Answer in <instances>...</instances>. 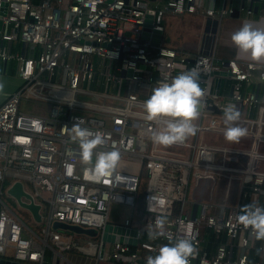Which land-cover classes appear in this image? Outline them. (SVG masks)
<instances>
[{
  "label": "built area",
  "instance_id": "built-area-1",
  "mask_svg": "<svg viewBox=\"0 0 264 264\" xmlns=\"http://www.w3.org/2000/svg\"><path fill=\"white\" fill-rule=\"evenodd\" d=\"M2 2L7 13L1 17L0 62L14 61L21 83L0 103L1 258L51 264V250L56 264H76L67 257L75 250L93 255V264H147L169 238H190L198 253L190 264H264V240L238 220L245 205H264V98L256 89L264 86V61L191 56L152 43L167 14L202 11L221 19L235 9L205 8L202 0H164L153 7L147 0H0V8ZM150 9L152 30L144 39ZM11 42L30 52L12 50ZM197 62L204 90L194 122L199 131L182 144H154L152 133L162 123L145 118L144 101ZM220 71L228 74L217 90ZM24 100L47 103L48 113L22 109ZM230 103L241 114L236 124L247 129L238 143L224 137L223 109ZM74 124L105 135L97 151H119L109 176L88 178L80 146L71 139ZM218 180L225 184L221 204L211 202ZM236 180L241 197L231 206ZM16 181L41 205V234L1 198ZM115 204L130 210L123 222L111 220ZM161 219L164 234L149 239ZM56 220L93 228L91 237L100 239L85 247L75 242V233L54 230Z\"/></svg>",
  "mask_w": 264,
  "mask_h": 264
},
{
  "label": "clouds",
  "instance_id": "clouds-1",
  "mask_svg": "<svg viewBox=\"0 0 264 264\" xmlns=\"http://www.w3.org/2000/svg\"><path fill=\"white\" fill-rule=\"evenodd\" d=\"M231 40L238 53L245 54L252 61L264 60V29L245 23L232 34ZM198 64L199 62L193 68L178 74L170 83L164 82L155 87L144 101L145 118L162 123L152 133L151 140L154 144L165 147L182 144L199 131L194 122L201 114L204 90L200 87L201 71ZM223 112L226 126L224 137L229 142L238 143L247 135V129L236 124L241 114L231 103L224 107ZM72 133L71 139L80 146V157L89 179L100 181L117 168L120 162L118 150L97 151L106 144L103 133H92L79 124L72 126ZM238 220L246 228H251L257 240H264V206L256 203L245 205ZM163 226L164 220H158L157 230L148 231L149 239L155 240L162 236ZM169 240L170 243L163 245L157 255L147 258V264H190V260L198 254L190 238H179L174 242L172 238Z\"/></svg>",
  "mask_w": 264,
  "mask_h": 264
},
{
  "label": "crops",
  "instance_id": "crops-1",
  "mask_svg": "<svg viewBox=\"0 0 264 264\" xmlns=\"http://www.w3.org/2000/svg\"><path fill=\"white\" fill-rule=\"evenodd\" d=\"M153 7L155 3H162L164 0H147ZM203 7H214L218 10L223 7H232L235 9L234 13L218 19L215 16L206 14L205 12L185 13L182 15L167 14L165 16L163 26L162 44L168 47L175 48L179 52L187 53L191 56L196 54H216L220 58H227L226 54H231V58H239L241 60H251L243 53H238L237 47L231 40L232 34L237 31L243 24L249 23L255 28L264 29V1L261 0H202ZM252 9L253 14L248 15L246 11H242L241 7ZM153 9H150V13ZM152 14V13H151ZM153 16V15H152ZM169 34V40L166 39L165 33ZM166 39V40H165ZM168 40V41H167ZM169 44V45H168ZM10 48L12 50L28 54L30 47L23 45L20 42H11ZM264 61V60H262ZM17 64L13 61L8 63L0 62V103L3 102L7 96L16 90L18 86L14 84L11 79H6L12 75H16ZM259 96L264 98V86L260 85L257 88ZM230 94V89L228 90ZM264 132V126L262 128ZM260 151L264 152V144H260ZM264 164V162H263ZM242 184L239 180L233 183L230 192L229 204L236 205L238 198L241 197ZM225 198V184L221 200L216 202L215 192L211 202L221 204ZM264 204V203H263ZM264 206V205H263ZM195 206H191V213L195 212ZM216 210L217 207H214ZM129 214L126 215V217ZM12 251V250H11ZM11 253V252H10ZM12 256V255H11ZM8 256V258H11ZM51 264L58 263L57 256H52L51 250L48 252ZM67 257L76 264H92L94 259L86 254L77 251H71ZM1 259V256H0ZM63 264V260L59 261Z\"/></svg>",
  "mask_w": 264,
  "mask_h": 264
},
{
  "label": "water",
  "instance_id": "water-1",
  "mask_svg": "<svg viewBox=\"0 0 264 264\" xmlns=\"http://www.w3.org/2000/svg\"><path fill=\"white\" fill-rule=\"evenodd\" d=\"M7 13V3L2 2L1 8H0V29L2 27V16H4ZM152 14L148 13L144 29H143V34L142 37L144 39L148 38L150 31L152 30ZM163 31H164V26L159 25L157 26L155 30V34L152 37V43L155 46H160L162 42V36H163ZM220 76H218L215 80V86L216 89L219 90L220 84L222 82V75L228 74L226 71H220L217 72ZM6 193L11 196L12 198L15 199V201L18 203V205L24 209H26L32 216V218L36 222H42V214H41V205L37 202H35L34 197L28 193L24 187L23 184L20 181L14 182L7 190ZM52 228L54 230H60V231H70L76 234H87L90 236H95L96 231L93 228H84L82 226L76 225V224H69L63 221H54L52 223ZM107 228H110V225L107 226ZM118 232L123 233L125 229L123 227H117ZM106 239H111L115 241H125L131 244L136 243V239H128L123 236H116L114 238L107 236ZM0 264H18V262L11 261L5 258L0 259Z\"/></svg>",
  "mask_w": 264,
  "mask_h": 264
},
{
  "label": "rangeland",
  "instance_id": "rangeland-1",
  "mask_svg": "<svg viewBox=\"0 0 264 264\" xmlns=\"http://www.w3.org/2000/svg\"><path fill=\"white\" fill-rule=\"evenodd\" d=\"M165 37H166V39L169 37V34L167 32L165 33ZM168 40H169V38H168ZM6 79H11L14 82V84H16V86H18L21 83V79L17 76H14V75H12L11 77L9 76V78H6ZM21 108L24 110H27L29 112H33V113H37V114H40V113L45 114V113H48L49 106L47 105V103H44V102H36L34 100H30V101L24 100ZM191 186H192V182H191L190 188H191ZM223 191H224V182L222 180H218L216 187H215L216 202L217 201L219 202V200H221V196L223 195ZM4 193H6V191H4ZM6 195H8V194L6 193ZM44 210H45V208H43V211ZM129 213H130V210L128 207H126L124 205L115 204L112 207L111 220L115 221V222H123L125 216ZM23 218L28 220L29 214L23 216ZM99 239H100L99 237H91L90 235H87L84 233H81V234L75 233V242L82 244L85 247H87L90 242L97 243L99 241ZM82 253L85 254V252H82ZM91 257H93V255Z\"/></svg>",
  "mask_w": 264,
  "mask_h": 264
},
{
  "label": "trees",
  "instance_id": "trees-1",
  "mask_svg": "<svg viewBox=\"0 0 264 264\" xmlns=\"http://www.w3.org/2000/svg\"><path fill=\"white\" fill-rule=\"evenodd\" d=\"M226 57H227V58H222V59H231L232 55H231V54H226ZM7 185H8V182L5 181V182L3 183V187L5 188ZM1 198L3 199L4 202H6V203L10 206V208H11L15 213H17L18 215H20L22 218H23V216L29 214V218H28V220H26V219L23 218L24 221H25V222L27 223V225H28L29 227H31L34 231H36L37 233L41 234L42 229H43V227H44V223H43V222H40V223H39V222H36V221L31 217L30 213H29L26 209L20 207V206L18 205V203L15 201V199L12 198V197L9 196V195H6V193H3V194L1 195ZM139 202H140V200H139ZM139 204H140V203H137V208H138V209H140V205H139ZM21 214H22L23 216H22Z\"/></svg>",
  "mask_w": 264,
  "mask_h": 264
}]
</instances>
